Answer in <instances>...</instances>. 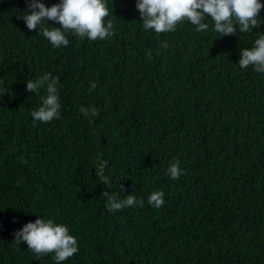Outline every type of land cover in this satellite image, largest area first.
<instances>
[{
    "label": "trees",
    "instance_id": "1",
    "mask_svg": "<svg viewBox=\"0 0 264 264\" xmlns=\"http://www.w3.org/2000/svg\"><path fill=\"white\" fill-rule=\"evenodd\" d=\"M107 7L112 35L53 47L18 18L26 0H0V264H56L15 241L38 217L77 238L61 264H264V73L238 64L264 23L222 37L205 17L206 31L185 20L157 34L136 0ZM47 73L61 108L45 123L31 113L46 88H26ZM105 191L144 205L109 211Z\"/></svg>",
    "mask_w": 264,
    "mask_h": 264
},
{
    "label": "clouds",
    "instance_id": "2",
    "mask_svg": "<svg viewBox=\"0 0 264 264\" xmlns=\"http://www.w3.org/2000/svg\"><path fill=\"white\" fill-rule=\"evenodd\" d=\"M26 3L32 11L25 10L26 14L18 18L24 20L30 31L39 28L40 34L53 47L67 46L68 32L91 40H103L113 34L112 21L105 22L110 14L107 0H59V3L50 7L42 0H26ZM136 8L143 28L154 30L157 34L175 31L177 24L185 20L196 26V31H206L209 24L205 22V17L211 18L213 30L222 37L235 34L237 26L240 32L248 33L259 29L264 23V18L260 17L264 9L261 0H136ZM45 21H52L54 27L45 26ZM238 64L241 68L253 66L255 71L264 73V34L255 39L252 47L240 50ZM57 85L58 78H54L51 73L27 81L26 90L29 92L39 93L41 88H46V95L41 97V106L31 113L36 121L47 123L59 118L61 105ZM95 87L93 83L91 88ZM80 110L89 114L88 109L81 107ZM90 114L98 115L95 108ZM168 173L172 179L180 178L183 173L178 161L168 168ZM103 195L108 199L109 211L144 205L143 199L137 200L134 195H128L123 200H117L115 194L110 195L107 191ZM148 203L156 208L162 207L165 203L164 193L152 192ZM14 235L17 243H26L36 255L54 254L56 264H61L79 251L77 238L70 234L68 226L52 219L38 217L34 222L26 223Z\"/></svg>",
    "mask_w": 264,
    "mask_h": 264
},
{
    "label": "water",
    "instance_id": "3",
    "mask_svg": "<svg viewBox=\"0 0 264 264\" xmlns=\"http://www.w3.org/2000/svg\"><path fill=\"white\" fill-rule=\"evenodd\" d=\"M99 164L102 165L101 161H99Z\"/></svg>",
    "mask_w": 264,
    "mask_h": 264
}]
</instances>
